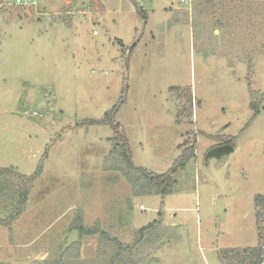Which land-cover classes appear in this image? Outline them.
Returning <instances> with one entry per match:
<instances>
[{
  "label": "rangeland",
  "instance_id": "obj_1",
  "mask_svg": "<svg viewBox=\"0 0 264 264\" xmlns=\"http://www.w3.org/2000/svg\"><path fill=\"white\" fill-rule=\"evenodd\" d=\"M14 1L0 0V168L8 169L0 173V228L25 244L11 246L12 264L90 261L101 231L131 243L154 220L134 253L140 264H211L217 248L256 245L264 0ZM125 85L115 122L136 166L163 173L194 146L164 197L136 194L117 168L112 127L84 122L101 119ZM15 173L39 175L8 221Z\"/></svg>",
  "mask_w": 264,
  "mask_h": 264
},
{
  "label": "trees",
  "instance_id": "obj_2",
  "mask_svg": "<svg viewBox=\"0 0 264 264\" xmlns=\"http://www.w3.org/2000/svg\"><path fill=\"white\" fill-rule=\"evenodd\" d=\"M141 11L142 9L138 7L137 13L145 21L147 19V13H144L143 11L141 14ZM133 46L134 44L131 48H133ZM126 89L127 85L124 86L123 95H121L119 101L115 103L109 110H107L101 119H86L84 122H86L87 124H108L112 127L114 133L110 139L115 142L114 148L118 149L120 161L123 164L122 166L120 164L119 166H117V168H121L120 171H122L126 175L130 184L136 190V194L143 195L145 193H148L164 197L170 194L177 184V179L175 177L177 169L183 167L188 160L194 157V146L192 145L189 150L182 151L174 161L173 165L163 173H155L141 166H136L132 160V152L129 146L128 139L120 128V124L115 122V115L119 109V105L125 101L124 94ZM187 102L188 104H191L190 95L187 98ZM250 107L255 111V113L258 112V107L253 102L250 103ZM189 108H191V106ZM225 139L226 140L224 142L232 144L234 137L229 136ZM7 171L8 169L0 168V173H6ZM15 174L20 177V189H18V191L16 192L17 194L14 206L15 209L13 213L8 217V221L13 219V217H15L22 210V207L27 198V184L33 181L39 175V173H37V176L33 174L29 177H26V175H20L19 173ZM253 204L254 207H256L255 221L259 231L256 245L246 247H226L218 249L217 258L223 264L262 263L263 254L261 244L264 241V194H255L253 197ZM160 214L161 212L159 213V215ZM157 225H159L158 221L154 220L147 225L137 229L134 234V240L131 243H123L116 237L111 236L109 233L101 231L100 236L102 237L104 243L102 242L100 244L97 250L98 255L96 256V258H102V264L142 263L141 260H137L134 258V253L142 248L147 238H149L151 234L156 230ZM87 232L94 233L95 231H90L88 229ZM95 259H92L90 261L83 259L79 264H92ZM45 263L61 264L59 260L45 261Z\"/></svg>",
  "mask_w": 264,
  "mask_h": 264
},
{
  "label": "crops",
  "instance_id": "obj_3",
  "mask_svg": "<svg viewBox=\"0 0 264 264\" xmlns=\"http://www.w3.org/2000/svg\"><path fill=\"white\" fill-rule=\"evenodd\" d=\"M172 226V225H168ZM12 243L10 238V233L7 231V229L0 228V264H12V263H18L19 260H13V262L10 259V248L11 246H24L25 244L17 243V241H13ZM255 245V244H254ZM251 245V246H254ZM224 247H246L245 245H237V246H224ZM218 250V248H217ZM211 264H221V262L218 260L217 256L213 257V259L210 262Z\"/></svg>",
  "mask_w": 264,
  "mask_h": 264
},
{
  "label": "water",
  "instance_id": "obj_4",
  "mask_svg": "<svg viewBox=\"0 0 264 264\" xmlns=\"http://www.w3.org/2000/svg\"><path fill=\"white\" fill-rule=\"evenodd\" d=\"M230 149V146L226 145V146H215L212 147L209 151V156H217L219 155V153H221L224 150H228ZM78 237V231L77 230H73L70 232V234L67 237V245L70 244L71 242H73L74 240H76Z\"/></svg>",
  "mask_w": 264,
  "mask_h": 264
},
{
  "label": "built area",
  "instance_id": "obj_5",
  "mask_svg": "<svg viewBox=\"0 0 264 264\" xmlns=\"http://www.w3.org/2000/svg\"><path fill=\"white\" fill-rule=\"evenodd\" d=\"M14 5H19V6H23V5H27V4H36V0H15ZM139 208L141 210H144V206L143 205H140ZM261 249H262V254H263V261L261 264H264V241L262 242L261 244Z\"/></svg>",
  "mask_w": 264,
  "mask_h": 264
}]
</instances>
